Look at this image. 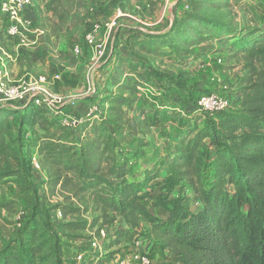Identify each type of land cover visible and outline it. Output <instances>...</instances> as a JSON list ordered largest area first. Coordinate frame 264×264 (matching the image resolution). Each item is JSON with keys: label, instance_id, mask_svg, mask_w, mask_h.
Listing matches in <instances>:
<instances>
[{"label": "trees", "instance_id": "1", "mask_svg": "<svg viewBox=\"0 0 264 264\" xmlns=\"http://www.w3.org/2000/svg\"><path fill=\"white\" fill-rule=\"evenodd\" d=\"M178 24L165 37H172L178 29L179 38L187 32L196 34L199 39L188 40V48L219 41L227 45L231 59L240 63L241 75L228 97L229 107L203 113L196 105L198 115L207 117L202 124L187 121L178 129L172 138L177 146L163 164L164 176L162 163L156 160L139 181L130 179L134 171L131 150L123 148L112 128L116 126L119 132L133 129L123 110L135 104L129 96L102 98L104 116L100 120L90 117L87 121L91 123L83 128L78 125L76 130L85 131L82 136L49 128L38 138L27 133L25 138L36 148L45 175L42 186L51 194L61 193V201L48 209L60 215L61 222L42 230L45 212L39 209V198L28 194L25 178L15 179L18 194L12 199L0 194V221L7 222L4 213L23 207L32 227L28 231L20 228L17 239L8 238L0 228V264H73V259L70 262L63 255V240L80 243L78 249L72 246L73 256L81 254L86 261L104 264L92 242L102 243L110 236L112 245L120 246L142 224L149 226L150 238L162 252L174 254L157 264H264V22L237 29L190 11ZM164 35L147 33L133 41V46L155 56L180 55L173 45L175 52L162 50ZM118 46L119 42L113 49ZM136 58L132 57L131 72L123 80L133 76ZM118 71L115 68L111 78L116 87L123 85L116 78ZM38 109L32 103L23 105L26 117L19 134L24 126L34 128L42 116ZM146 125L145 118L137 122V132L142 134ZM4 137L9 134L0 125V142ZM206 152L212 158L210 164L204 163ZM10 177L14 174H0V190ZM191 195L200 202L196 211L191 208ZM102 259L107 264L115 260L113 254Z\"/></svg>", "mask_w": 264, "mask_h": 264}, {"label": "rangeland", "instance_id": "2", "mask_svg": "<svg viewBox=\"0 0 264 264\" xmlns=\"http://www.w3.org/2000/svg\"><path fill=\"white\" fill-rule=\"evenodd\" d=\"M116 9H121L125 17L119 20L110 36L106 37L104 24L110 21ZM32 10L36 13L33 24H40L43 31L42 48L36 56L37 63L33 65L34 77L26 76L16 81L45 76L48 78L51 97L40 106L33 104L34 108H39L42 116L36 119L34 128L24 126L20 134L21 121L26 117L23 106L5 105V109H0V125L9 134V137H4L0 142L3 150H0V174H14V177L6 179L8 181L0 194L7 199L14 198L19 191L14 180L25 178L23 183L27 186L28 194H36L39 209L45 212L40 223L42 230L61 222V216H54L48 209L62 198L61 193L51 194L42 186L45 175L42 173L36 148L29 146V139L25 138L27 133L38 138L45 128H49L58 133L75 131V136H82L85 131L76 130L78 125L83 128L91 123L87 121L90 117L100 120L104 116L102 98L108 95L129 96L135 100V104L131 110L126 106L123 110L130 117L133 129L119 132L116 126L112 128L123 148L131 150L129 158L134 171L130 179L142 180L145 169L151 168L156 160L162 163L160 173L163 177V164L177 146L173 139L178 134V129L181 130L187 121L197 120L198 125L202 124L207 117L196 112L199 97L213 93L228 99L241 75L240 63L237 59H231V51L227 45L210 40L188 48V40L195 42L199 39L196 34L187 32V36L179 38L177 34L181 29L172 37H165L166 32L190 11L208 19L232 24L237 29L253 28L264 22V0H251L249 3L227 0H32ZM0 23L3 28L8 27V22L2 15ZM95 26L100 28L96 44L103 49V56L98 59L96 51L85 44V36ZM192 27L198 28L195 25ZM147 33H165L161 36L166 42L162 50L175 52L171 47L173 45L180 55L155 56L133 46V41L141 40ZM7 37L14 40L18 36ZM118 42L120 46L113 49ZM75 46L80 48L77 58L72 52ZM114 54L119 56L111 60ZM64 56H68L69 60L64 59ZM132 57H137L134 62L138 65L133 76L123 80L124 74L131 72ZM70 60L74 62L71 64ZM115 68L119 70L116 78H121L120 82L123 84L120 87L114 86L111 81ZM53 76H59L60 80L52 81ZM124 85L129 89L121 90ZM94 107L97 111L91 114L89 111ZM64 108L67 109L66 114L71 116L68 120L76 122V125L64 126L59 123L60 117L55 113ZM144 118L148 125L143 126L140 134L136 130V123L143 122ZM52 124L53 127L50 128ZM33 157L38 164L37 170L33 167ZM211 159L206 152L204 163L210 164ZM205 173L206 176L209 175L206 169ZM185 189L188 191V188ZM199 203L198 197L191 195L193 211L199 208ZM24 212V208L20 207L4 213L7 222L0 221V228L8 238L17 239L22 233L20 228L28 231L32 227L30 215ZM69 219L71 218L67 220ZM129 235L120 246H113L110 236L99 243V249L96 250H99L96 252L97 256H101L98 257L99 260L107 264L102 258L113 254L115 262L129 261V264H136L130 261L131 255L141 249L147 253L150 264H157L165 257L169 259L174 256L171 252H162L146 230L140 232L145 240ZM62 243L65 244V248H62L63 255L71 262L74 257L72 246L78 249L80 243H70L67 240Z\"/></svg>", "mask_w": 264, "mask_h": 264}, {"label": "built area", "instance_id": "3", "mask_svg": "<svg viewBox=\"0 0 264 264\" xmlns=\"http://www.w3.org/2000/svg\"><path fill=\"white\" fill-rule=\"evenodd\" d=\"M32 0H3L0 3V12L7 17L9 28L7 34L11 37L18 36L24 25L31 23V20L25 18V12L31 8ZM125 17V14L121 9H116L114 16L109 22L104 24L105 34L112 32L117 26L119 20ZM100 28L95 26L93 31L85 36V44L93 48L96 51L97 59L103 56V49L100 45L96 44V35L99 33ZM74 56L80 54V48L75 46L73 48ZM59 76H53L52 81H59ZM48 78L45 76H39L37 78L22 79L16 82H11L0 72V107L5 105L20 104H34L37 106L42 105L47 101L50 96L48 90ZM52 102V101H50ZM230 105V101L217 94L203 95L197 101V109L203 113H219L226 110ZM97 108L94 107L91 114L95 113ZM90 116V115H89ZM64 126L76 125V122H71L68 119L62 120ZM34 169H38V164L35 161V157L32 158ZM36 162V163H35ZM101 236L103 232L101 231ZM138 244V243H137ZM99 243L97 241L92 242L94 250L98 249ZM136 264H150L149 258L143 253L137 250V252L131 255V260ZM96 264V262L86 261L81 254H75L73 258V264ZM129 261H113L112 264H129Z\"/></svg>", "mask_w": 264, "mask_h": 264}, {"label": "crops", "instance_id": "4", "mask_svg": "<svg viewBox=\"0 0 264 264\" xmlns=\"http://www.w3.org/2000/svg\"><path fill=\"white\" fill-rule=\"evenodd\" d=\"M3 0H0V3ZM4 18L7 17L0 12ZM25 18L31 20L30 24H26L23 26L21 33L18 35L17 39H9L7 37L8 27L3 28V25L0 23V72L8 79L12 81H16L22 77H34L33 65L37 63L36 56L40 53L42 48V28L40 24H33L35 20L36 13L33 12L32 6L25 12ZM38 15V12H37ZM8 22V20H7ZM6 24V25H7ZM111 33V32H110ZM110 33L106 34V37L110 36ZM98 34L96 35V37ZM109 40V39H108ZM110 41V40H109ZM82 53V52H81ZM68 55V54H66ZM79 56V55H78ZM78 56H75L76 58ZM66 60H69L68 56L63 57ZM74 61L70 60L72 64ZM90 70L88 69L87 72ZM39 77V76H38ZM70 77V75H69ZM37 78V77H35ZM72 103V102H70ZM23 106V105H19ZM18 106V107H19ZM76 107V106H75ZM72 109L73 107H68ZM58 113L61 122L64 119H69V115H67V109L64 108L59 112H56L55 115ZM88 116V114H86ZM86 117V116H85ZM59 120V121H60ZM130 149V148H129ZM128 149V150H129ZM142 230L148 231L150 235V228L146 224H142L139 229L129 233V236H133V238H139V240H145L141 237L140 232ZM149 244V242L147 243ZM157 244V243H156ZM158 245V244H157ZM151 250V249H150Z\"/></svg>", "mask_w": 264, "mask_h": 264}]
</instances>
